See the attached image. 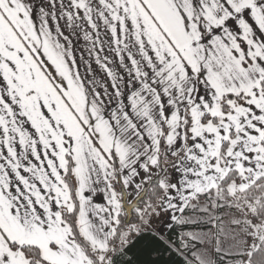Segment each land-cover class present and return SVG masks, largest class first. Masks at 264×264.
<instances>
[{
    "label": "snow or ice",
    "instance_id": "snow-or-ice-1",
    "mask_svg": "<svg viewBox=\"0 0 264 264\" xmlns=\"http://www.w3.org/2000/svg\"><path fill=\"white\" fill-rule=\"evenodd\" d=\"M0 264H264V0H0Z\"/></svg>",
    "mask_w": 264,
    "mask_h": 264
}]
</instances>
